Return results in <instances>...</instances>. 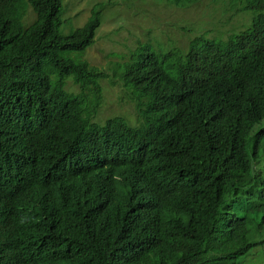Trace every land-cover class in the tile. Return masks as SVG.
I'll return each instance as SVG.
<instances>
[{
  "label": "trees",
  "instance_id": "16d2710c",
  "mask_svg": "<svg viewBox=\"0 0 264 264\" xmlns=\"http://www.w3.org/2000/svg\"><path fill=\"white\" fill-rule=\"evenodd\" d=\"M28 7L35 18L25 27ZM229 9L233 13H252L251 24L240 32L233 30L236 34L228 38V46L208 60L200 89L209 110L196 108L173 126L174 139L163 152L180 154L170 169L174 177L168 186L154 185L157 193L164 194L163 189L168 188L166 195L177 198L178 205L196 204L191 217L169 226L161 221L155 207L137 213L114 203L100 209L75 206L63 220H53L69 223L85 248L83 254L63 264H186L193 259L195 264H239L240 257L264 246V240L248 241L246 236V227L264 212V176L260 174L257 179L264 167L257 163L254 168L264 148V16H259L264 12V0H235ZM62 11V0H0V87L17 77L15 89L20 91L19 100L27 105L31 102L32 83L53 73L61 77L67 67L75 69L78 80L85 85H96L88 64L71 54L82 53L92 44L99 25L98 13L82 28L64 36L60 33ZM190 70L193 62L189 53L155 52L146 44L119 65L116 74L126 90L132 89L133 96L160 90L169 99ZM151 115L141 114L140 118L149 121ZM140 118L136 125L144 129ZM61 120L57 137L61 144L87 140L107 160L127 159L125 135L137 127L123 117L107 118L110 126L100 128L85 118L80 106H72ZM255 125L258 128L253 131ZM136 143L147 145L135 139ZM213 146L228 149L239 158L229 193L240 188L232 197L224 196V204L218 182L210 187L213 166L205 163L193 170L185 160L189 154ZM150 150L155 154L158 146L151 144ZM223 165L219 163V167ZM219 214L229 217L235 234L214 249L207 244L210 232H219L214 226L221 221ZM250 260L248 256L241 264Z\"/></svg>",
  "mask_w": 264,
  "mask_h": 264
},
{
  "label": "clouds",
  "instance_id": "9594fccd",
  "mask_svg": "<svg viewBox=\"0 0 264 264\" xmlns=\"http://www.w3.org/2000/svg\"><path fill=\"white\" fill-rule=\"evenodd\" d=\"M165 1L180 10L192 3L199 4L197 17L203 24L198 30L201 33L192 37L194 29L186 27L180 15L168 13L172 18L180 19L181 24L176 27L182 35L178 39L168 37L162 42L171 43L175 47L171 50L189 53L193 62V70L169 99L160 90L142 97L136 93L133 96L132 89L126 90L117 78L118 66L129 61L138 47L149 43L138 42L127 58L109 63L106 69H97L83 59V53L93 45L95 35L90 46L71 56L88 64L96 85H85L78 80L75 69L67 67L61 77L53 73L47 79L32 83L28 105L19 100L20 91L15 89L17 77L7 86L0 87V264H63L83 254L84 245L72 226L67 222H53L54 219L63 220L75 206L77 209H100L114 203L137 213L155 207L161 221L169 226L191 217L196 204L178 205L175 203L177 198L166 195L168 188L163 189L164 194L157 193L154 185L168 186L174 177L170 169L180 154L178 151L163 152L174 139L173 126L196 108L209 110L200 83L210 57L228 46V38L236 34L226 28L233 13L229 6L235 0ZM182 1L183 5H180ZM259 16H264V12ZM208 34L212 38H208ZM34 84L39 85L34 87ZM111 88L118 89L117 99L122 107L107 113L105 91ZM34 90L36 98H33ZM127 104L134 106L130 113L125 110ZM72 106H80L85 118L100 128L110 126L107 118L123 117L132 127H137L133 130L134 138L147 145L135 144L132 131L125 135L127 159L107 160L87 140L61 144L57 139L62 127L61 118ZM151 112L149 121L140 118L141 114ZM139 118L144 129L136 125ZM257 128L255 125L253 131ZM151 144L158 146L155 154L150 150ZM185 160L193 170L200 169L205 163L213 166L209 174L210 187L218 182L223 204L224 196L232 197L239 190L240 186H237L235 192L229 193L237 175L239 158L228 149L205 147L189 154ZM262 160L259 151L254 168L257 163L264 167ZM221 162L224 165L219 167ZM260 174L261 171L258 178ZM261 214L264 218V212ZM219 215L221 221L214 225L219 232H210L207 244L214 249L235 234L229 217ZM193 261L186 264H195Z\"/></svg>",
  "mask_w": 264,
  "mask_h": 264
},
{
  "label": "rangeland",
  "instance_id": "374dc122",
  "mask_svg": "<svg viewBox=\"0 0 264 264\" xmlns=\"http://www.w3.org/2000/svg\"><path fill=\"white\" fill-rule=\"evenodd\" d=\"M62 4L60 33L64 36L84 26L95 13H98L100 26L96 29L94 43L83 53V59L89 61L97 69H106L109 63H116L127 58L130 51L137 47L138 42L149 43L153 51L162 53L175 48L169 42H162L168 37L178 39L182 35V31L176 27L180 26V19L172 18L168 13L180 15L184 19L185 26L195 30H193L192 37L200 34L198 30L203 27L197 17L199 12L197 3H192L183 10L165 0H62ZM180 5H183V1ZM231 15L226 28L235 32L245 29L251 19L249 13H231ZM34 18L32 9L28 7L23 25L27 27ZM207 37L212 38L210 34ZM116 93H118L117 88L105 91V96L108 98L107 113L117 111L122 107ZM133 109L132 104H127L125 107L128 113ZM260 155L264 162L263 149L260 150ZM261 175L264 176L262 170ZM261 216L260 213L247 226L248 241L264 240V223L261 224ZM259 226L263 227L259 229ZM258 250L259 253H257ZM248 256L251 260L244 264H264V246L252 249L245 256L240 257L238 263L241 264Z\"/></svg>",
  "mask_w": 264,
  "mask_h": 264
},
{
  "label": "bare ground",
  "instance_id": "6f19581e",
  "mask_svg": "<svg viewBox=\"0 0 264 264\" xmlns=\"http://www.w3.org/2000/svg\"><path fill=\"white\" fill-rule=\"evenodd\" d=\"M188 186V185H187ZM189 191V190H188Z\"/></svg>",
  "mask_w": 264,
  "mask_h": 264
}]
</instances>
